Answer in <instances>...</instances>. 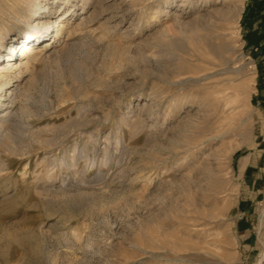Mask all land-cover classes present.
<instances>
[{
	"label": "rangeland",
	"instance_id": "obj_1",
	"mask_svg": "<svg viewBox=\"0 0 264 264\" xmlns=\"http://www.w3.org/2000/svg\"><path fill=\"white\" fill-rule=\"evenodd\" d=\"M81 2L0 143V264H264V0Z\"/></svg>",
	"mask_w": 264,
	"mask_h": 264
},
{
	"label": "bare ground",
	"instance_id": "obj_2",
	"mask_svg": "<svg viewBox=\"0 0 264 264\" xmlns=\"http://www.w3.org/2000/svg\"><path fill=\"white\" fill-rule=\"evenodd\" d=\"M79 1H82L81 4L85 9L92 0H72L67 11L60 16H65L64 19H66L70 15H73L74 11H76V7L74 9L73 7L79 5ZM40 2V0H25L24 12L29 25L25 29H21L20 33H26L25 35L28 38L24 40L27 42L19 48V55L17 50H14L18 39L14 38L13 41L8 42L6 46L8 48L6 65L0 63V143L6 147H10L11 145L9 139L16 140L21 136L22 132L25 133L24 122L27 121L26 118L33 115L31 111V102L34 97L32 90L36 87V81L26 78V74L29 73L30 55L35 57L41 55L44 51L54 49L55 45L53 43L58 40L60 41L62 38L67 43V41L71 40V35L74 32L73 30H69L70 32L67 34V37H64L63 33L67 30L63 23L64 19L59 22V16L57 19L51 21V16L49 15L43 18L42 27L38 28L37 31L34 30L37 21L42 20V15L46 13L45 9L48 7L47 3L41 5ZM41 8L44 9L42 10ZM71 9L73 10L71 11ZM67 13L68 15H66ZM33 15H36V18L31 23ZM50 22H54L53 29H48ZM42 42H45V45L40 48ZM71 43L69 42L68 44ZM4 44L3 40L0 39V51H2ZM24 56L27 58L26 60H24ZM7 92L8 95L6 94ZM11 146L13 147V145Z\"/></svg>",
	"mask_w": 264,
	"mask_h": 264
}]
</instances>
